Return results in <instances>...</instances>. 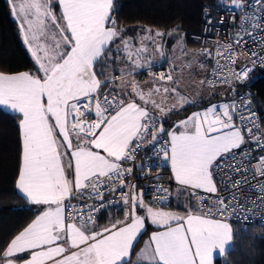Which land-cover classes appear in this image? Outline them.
Segmentation results:
<instances>
[{"label": "snow or ice", "instance_id": "obj_1", "mask_svg": "<svg viewBox=\"0 0 264 264\" xmlns=\"http://www.w3.org/2000/svg\"><path fill=\"white\" fill-rule=\"evenodd\" d=\"M7 2L35 70L0 71V106L19 118L15 188L38 214L0 243V264H214L232 246V220L264 219V113L237 92L264 69V0H217L230 39L191 54L178 26L127 35L115 0ZM169 41L182 53L180 75ZM197 68L209 98L218 86L234 98L204 107L201 93L183 94V70ZM190 106L198 110L165 127ZM161 167L189 198L183 215L163 210L169 188L157 184L146 199L129 182ZM113 207L123 218L98 228ZM148 224L156 230L133 262Z\"/></svg>", "mask_w": 264, "mask_h": 264}, {"label": "trees", "instance_id": "obj_2", "mask_svg": "<svg viewBox=\"0 0 264 264\" xmlns=\"http://www.w3.org/2000/svg\"><path fill=\"white\" fill-rule=\"evenodd\" d=\"M215 2L216 0H115L117 26L124 28L127 35H132L137 28L152 27L167 32L178 26L184 33L185 42L197 47V43L190 40L188 35L201 29L204 21L203 7ZM25 70H35L33 60L21 40L18 24L11 16L8 2L0 0V71L14 73ZM143 76L145 75H138L140 78ZM239 90H249L264 101V77L251 74L245 86L237 88ZM218 96L220 94H215L200 103L203 106ZM196 110L198 108L190 106L171 115L166 120L165 127ZM18 123L16 115L0 108V243L7 242L37 213L36 207L30 205L15 188L20 152ZM109 211L116 217L121 215L119 210L111 209L107 212ZM231 223L234 237L232 247L224 258L216 256L214 264H264V225ZM146 233L147 231L140 237L136 250Z\"/></svg>", "mask_w": 264, "mask_h": 264}, {"label": "built area", "instance_id": "obj_3", "mask_svg": "<svg viewBox=\"0 0 264 264\" xmlns=\"http://www.w3.org/2000/svg\"><path fill=\"white\" fill-rule=\"evenodd\" d=\"M208 8L210 9V17L213 20V25L207 26L205 15H204V9ZM224 17V23L219 24L217 23L221 17ZM203 24L201 29L197 33H192L189 35V39L192 41H195L198 44L199 51L204 48L212 49L214 48L217 41L220 42H226L230 39L228 36V31L230 29V16L227 12L223 11L222 8L217 7V0L212 5H205L203 7ZM234 31V30H233ZM207 41V42H205ZM169 64L163 63V68L168 69ZM211 69V64H209V71ZM159 67L154 68V71H159ZM251 74H257L259 76L264 77V69L257 67ZM250 74V75H251ZM225 88L224 93L220 94V96L214 98L209 103L203 105L204 107L208 106L209 104L222 102L223 100H232L234 97L231 95V91L227 88V86H218ZM240 95H248L251 94L252 98V108L255 110V112L259 115L261 113H264V101L258 99L252 92L249 90H239L237 91ZM227 93V95H225ZM143 156V153L141 154V157ZM141 162V158L138 157L136 163L139 164ZM147 171V169H145ZM158 177V178H157ZM129 182L136 185V191L137 193H140L141 189L144 190V193L146 194L145 198L148 199L147 196L148 193H151L153 191V188L157 184H162L165 187L170 189V186L174 184V180L171 179V173L169 170V167H161V168H153L152 172L147 178H141V175L139 172H137L133 177L129 178ZM127 191V189H125ZM210 195V194H209ZM196 202L195 198H193ZM173 204V198L171 194V202L170 207ZM197 206L200 207V205L196 202ZM169 208V207H165ZM113 210H118L116 207L111 208ZM110 209V210H111ZM108 211L107 209L105 210ZM104 211V212H105ZM122 211V210H119ZM256 217L251 222L243 223L238 220H232L231 222H239L241 224H250V223H256V224H262L264 225V219L259 218L260 213H256Z\"/></svg>", "mask_w": 264, "mask_h": 264}, {"label": "rangeland", "instance_id": "obj_4", "mask_svg": "<svg viewBox=\"0 0 264 264\" xmlns=\"http://www.w3.org/2000/svg\"><path fill=\"white\" fill-rule=\"evenodd\" d=\"M145 29H151L152 30L153 28L152 27H144L142 30H138L137 32H135L134 34H132L130 36L138 38L139 35L146 34L144 31ZM152 31L155 32L156 30H152ZM162 31H164V30H162ZM164 32L166 33V31H164ZM179 33L185 41L183 31L179 30ZM189 35H188V38H189ZM173 43H174V41H169L168 45H167L168 50L170 52L169 59L175 61V63H176V74L180 75L181 74V69H180L181 60H178L177 57L182 56V53L180 51H177L175 54H171V48H172ZM184 50L189 54L199 52L197 47L192 46V45H188L186 42L184 43ZM190 58H191V56L188 57V59H190ZM117 74H118V72H117ZM205 77H206V73L204 71H200L198 68L196 71H193L191 69H184L183 70V78H182L181 85H180L182 93L191 97V96L196 95L199 92L203 95L204 98L209 97V90L207 88L201 89V86L199 85V80L202 78H205ZM127 79H131V77H127ZM136 79L139 80L141 82V84H144V82L148 79V77H147V75H145L141 78L136 77ZM146 87H147V85H146ZM220 88L221 87H217L215 89V92H218L220 90ZM221 93H223V92H221ZM221 93H217V94H221ZM173 100H174V97L170 96L168 98V103L171 104L173 102ZM182 119H185V118H182ZM182 119H178L175 122L171 123L170 125H172V124H174L177 121L182 120ZM163 210H165V209H163Z\"/></svg>", "mask_w": 264, "mask_h": 264}, {"label": "crops", "instance_id": "obj_5", "mask_svg": "<svg viewBox=\"0 0 264 264\" xmlns=\"http://www.w3.org/2000/svg\"><path fill=\"white\" fill-rule=\"evenodd\" d=\"M7 1V0H6ZM10 7V6H9ZM12 16V15H11ZM12 18L16 21V19L12 16ZM16 23H17V21H16ZM144 28V27H143ZM143 28H137V30L135 31V32H137L138 30H140V29H143ZM152 30H160V31H162L161 29H157V28H153ZM135 32H133L132 34H134ZM164 32V31H163ZM167 33V32H166ZM130 36V35H129ZM21 37V36H20ZM167 38V39H166ZM165 39L166 40H168V37L167 36H165ZM21 40H22V38H21ZM22 42H23V40H22ZM24 44V43H23ZM25 45V44H24ZM25 47H26V49H27V46L25 45ZM198 49V48H197ZM27 51H28V49H27ZM28 54H29V56L31 57V54H30V52L28 51ZM26 71V70H25ZM25 71H19V72H25ZM29 71V70H28ZM19 72H14V73H19ZM138 77V76H137ZM138 78H140V77H138ZM222 90V91H221ZM224 91H225V88H223V87H221L220 88V90L218 91V92H215V94H217V93H221V92H223L224 93ZM214 94V95H215ZM222 94V93H221ZM213 96V95H212ZM211 96V97H212ZM207 98H209V97H207ZM207 98H204V99H207ZM0 108H2L3 110H5V111H8V112H10V113H12L11 112V110H9V109H6L4 106H0ZM192 113V112H191ZM190 113V114H191ZM190 114H188V115H190ZM187 115V116H188ZM186 116V117H187ZM186 117H184V118H186ZM169 170H170V167H169ZM171 173V172H170ZM174 180V179H173ZM174 182H175V180H174ZM170 192H171V194H172V198H173V204H172V206L171 207H169V208H164L165 210H170V211H174V212H177V213H179V214H181V215H183L186 211H187V207H186V205H188L189 204V198L186 196V195H184V194H181V195H179L178 197H177V192H178V185L176 184V182L174 183V184H172L171 186H170ZM34 206V205H33ZM36 207V206H35ZM191 207L194 209V210H196V209H199V207L197 206V204H196V202L194 201V199H192L191 200ZM120 213H121V215L119 216V217H116L115 215H114V213H112V212H104V214L103 215H101L100 217H99V220H98V228H103V227H105V226H108L111 222H114L116 219H122L123 218V211H120ZM36 214H38V213H36ZM116 217V218H115ZM34 219V218H33ZM31 222V221H30ZM29 222V223H30ZM27 226V225H26ZM156 230V227L154 226V225H150V224H148L147 225V227H146V231H147V233H146V235H145V237H144V239H143V241H142V243H141V245L138 247V249L136 250V252L134 253V255H133V257H132V261L133 262H135L136 261V259H137V257H136V253H138L139 251H140V249L145 245V242L148 240V237H149V235L151 234V232L152 231H155ZM232 247V246H231ZM228 249H230V247L228 248ZM218 256V255H217ZM216 257V256H215ZM214 257V258H215Z\"/></svg>", "mask_w": 264, "mask_h": 264}, {"label": "flooded vegetation", "instance_id": "obj_6", "mask_svg": "<svg viewBox=\"0 0 264 264\" xmlns=\"http://www.w3.org/2000/svg\"><path fill=\"white\" fill-rule=\"evenodd\" d=\"M195 42V41H194ZM197 48H198V44H197ZM199 50V49H198Z\"/></svg>", "mask_w": 264, "mask_h": 264}]
</instances>
